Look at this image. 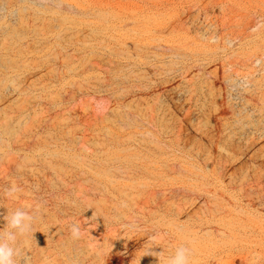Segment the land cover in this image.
<instances>
[{
  "label": "rangeland",
  "instance_id": "374dc122",
  "mask_svg": "<svg viewBox=\"0 0 264 264\" xmlns=\"http://www.w3.org/2000/svg\"><path fill=\"white\" fill-rule=\"evenodd\" d=\"M18 208L16 264H264V0H0Z\"/></svg>",
  "mask_w": 264,
  "mask_h": 264
},
{
  "label": "clouds",
  "instance_id": "9594fccd",
  "mask_svg": "<svg viewBox=\"0 0 264 264\" xmlns=\"http://www.w3.org/2000/svg\"><path fill=\"white\" fill-rule=\"evenodd\" d=\"M21 190L16 184H11L4 190L7 198H18L17 193ZM30 207V206H29ZM6 226L0 230V264H16V258L20 255L18 241L33 230L34 217L23 208H18L15 211L8 212L4 217ZM71 235L74 239H79L81 236V228L78 224L71 226ZM150 240L155 242L157 237H150ZM150 255L160 260L161 253L149 250ZM192 255L191 248L180 246L175 250V254L169 257L166 264H190Z\"/></svg>",
  "mask_w": 264,
  "mask_h": 264
}]
</instances>
